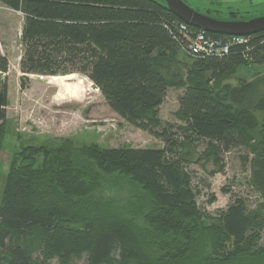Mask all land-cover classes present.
Listing matches in <instances>:
<instances>
[{"label":"trees","instance_id":"16d2710c","mask_svg":"<svg viewBox=\"0 0 264 264\" xmlns=\"http://www.w3.org/2000/svg\"><path fill=\"white\" fill-rule=\"evenodd\" d=\"M0 2L24 15L22 73L85 75L117 115L163 143L66 142L42 162L30 147L35 158L0 176V264H264V74L227 81L264 65V30L242 42L204 31L230 46L196 56L185 22L159 0ZM170 88L183 89L177 122L160 114ZM5 126L3 110L0 161ZM236 152L259 203L224 188L230 204L211 213L210 180Z\"/></svg>","mask_w":264,"mask_h":264},{"label":"rangeland","instance_id":"374dc122","mask_svg":"<svg viewBox=\"0 0 264 264\" xmlns=\"http://www.w3.org/2000/svg\"><path fill=\"white\" fill-rule=\"evenodd\" d=\"M257 1L253 0L252 3L257 4ZM185 2L213 15L217 14L215 16L220 18L231 17L227 12L244 6L240 3L242 0H185ZM251 10L252 13L257 12ZM23 24L22 12L0 2V56L7 57L9 62L5 74L4 105L7 134L1 138L3 145L0 176L8 175L12 164L18 167L35 158L38 153L34 154L30 147L40 151L37 159L42 162L45 158L44 149H59L66 142H71L76 147L97 145L101 148L121 146L150 148L163 145L161 140L117 115L100 90L94 89L93 82L85 75L77 73L65 77L59 75L44 82L29 77L24 79L25 74L20 69ZM179 58L184 59V56ZM261 74H264V65L242 66L227 81L236 83L239 78L251 80ZM182 92L183 89L168 90L160 108L163 119L177 122L175 113L179 109V96ZM239 155L237 152L227 155L224 173H218L210 180L212 186L207 193L216 197L213 204H206L211 213L226 209L230 204V195L223 191L224 188H230L232 192L247 197L252 207L259 203L258 196L247 187L249 172ZM192 169L198 171L200 175L205 174L198 165H193ZM207 169L213 168L209 165ZM208 198L209 196H203L200 201L206 203ZM78 264H83V261Z\"/></svg>","mask_w":264,"mask_h":264},{"label":"water","instance_id":"95a60500","mask_svg":"<svg viewBox=\"0 0 264 264\" xmlns=\"http://www.w3.org/2000/svg\"><path fill=\"white\" fill-rule=\"evenodd\" d=\"M161 3L185 23L206 32L223 35L248 36L264 30V16L250 20L219 19L197 11L188 5L184 0H162ZM5 74V72L0 70V112L5 109ZM25 76L39 82H44V78L48 77L39 74H25ZM65 76L69 75H60V77ZM92 86L94 89L99 90V87L95 83H93Z\"/></svg>","mask_w":264,"mask_h":264},{"label":"built area","instance_id":"2783aa9c","mask_svg":"<svg viewBox=\"0 0 264 264\" xmlns=\"http://www.w3.org/2000/svg\"><path fill=\"white\" fill-rule=\"evenodd\" d=\"M182 27L185 33L188 32V34L184 36L188 41L185 48L192 55L207 56L212 53L219 55L221 52H227L230 46L229 43L223 45L221 41L208 37L203 31H198L193 34L191 32L189 33L191 30L185 23H183ZM230 38H233L235 42H242L244 36H230Z\"/></svg>","mask_w":264,"mask_h":264},{"label":"flooded vegetation","instance_id":"af4514ba","mask_svg":"<svg viewBox=\"0 0 264 264\" xmlns=\"http://www.w3.org/2000/svg\"><path fill=\"white\" fill-rule=\"evenodd\" d=\"M252 1L253 0H242V2H240V3H243L244 6L238 8L237 10H233V11L227 12V15L231 16V17H228V18H220L218 16H215L217 14L213 15L211 12L203 11V9L199 8L198 6H197L198 7L197 8V7L193 6V5L188 4L187 2L186 3L188 5H190L192 8L196 9L197 11H199L201 13H204V14H207V15H211V16L219 18V19L250 20V19H253V18L264 16V0H258L257 4L252 3ZM230 2H233V1H230ZM251 9L257 10V12L256 13H252L253 11Z\"/></svg>","mask_w":264,"mask_h":264}]
</instances>
